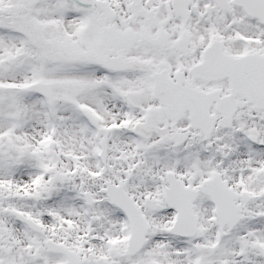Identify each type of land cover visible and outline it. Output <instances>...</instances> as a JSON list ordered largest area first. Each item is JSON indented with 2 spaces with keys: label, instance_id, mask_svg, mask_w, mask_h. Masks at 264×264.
I'll use <instances>...</instances> for the list:
<instances>
[{
  "label": "snow or ice",
  "instance_id": "1",
  "mask_svg": "<svg viewBox=\"0 0 264 264\" xmlns=\"http://www.w3.org/2000/svg\"><path fill=\"white\" fill-rule=\"evenodd\" d=\"M0 264H264V0H0Z\"/></svg>",
  "mask_w": 264,
  "mask_h": 264
}]
</instances>
